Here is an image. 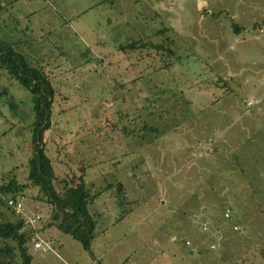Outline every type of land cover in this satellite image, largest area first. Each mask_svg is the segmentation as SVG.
I'll list each match as a JSON object with an SVG mask.
<instances>
[{"label": "rangeland", "instance_id": "374dc122", "mask_svg": "<svg viewBox=\"0 0 264 264\" xmlns=\"http://www.w3.org/2000/svg\"><path fill=\"white\" fill-rule=\"evenodd\" d=\"M0 39L54 88L55 175L82 162L101 190L86 251L27 181L32 103L0 67V187L40 217L31 264H264V0H0Z\"/></svg>", "mask_w": 264, "mask_h": 264}, {"label": "trees", "instance_id": "16d2710c", "mask_svg": "<svg viewBox=\"0 0 264 264\" xmlns=\"http://www.w3.org/2000/svg\"><path fill=\"white\" fill-rule=\"evenodd\" d=\"M150 44L153 45L154 43L133 41L119 47V50L120 52H133L139 47L144 48L145 45L151 47ZM153 48L156 49L157 53H165L168 56L174 54V51L166 46L156 45L151 49ZM0 67L4 68L14 80L28 91L32 103L31 111L34 118L31 137L32 155L27 163V181L31 186L39 189V192L51 206L49 222L59 220L57 224L59 231L71 236L73 240L80 243L84 250L88 251L96 226V221L90 213L89 207L98 198L101 190L92 193L90 188H87L84 179L85 171L91 166H84L82 162L79 163L78 175L71 174L59 178L54 173L51 159L46 154L42 140L43 133L50 127L52 101L55 94L51 81L41 68L31 67L20 54L16 53L11 46L5 44L1 39ZM140 125L141 127L146 126L144 123ZM111 127L115 128V123H112ZM149 129L158 130L152 127ZM138 130H140L139 126ZM147 142L152 143V139L150 138V141L147 140ZM120 161L115 160L113 164H118ZM22 188L24 186L18 185L15 179L0 187L2 197H8L4 200L5 206L12 212V215L18 217L16 222H11L0 211V264H31L32 256L28 246L31 237L29 230L31 225L27 222L29 218L24 217V215L20 216L21 213L18 215L7 204L9 200L21 202L17 196ZM39 220L40 217L36 223Z\"/></svg>", "mask_w": 264, "mask_h": 264}, {"label": "built area", "instance_id": "2783aa9c", "mask_svg": "<svg viewBox=\"0 0 264 264\" xmlns=\"http://www.w3.org/2000/svg\"><path fill=\"white\" fill-rule=\"evenodd\" d=\"M7 204H8L10 207H12V208L15 210V212H16L17 214L22 213V204H21V202H19V201L14 202L13 200H9V201L7 202ZM223 216H224V218H227V217H228V210H225ZM37 220H38V217L35 216V217H32V218H29L27 222H28L31 226H33V225L36 223ZM202 230H203V231L205 230V226L202 227ZM233 230L237 231L238 228L233 227ZM186 245H188V243H186ZM32 248H33V251H34V252H41V253H45V252H47L48 249H49V248H48V245L45 244V243H43V242H41V241H35V242L32 244Z\"/></svg>", "mask_w": 264, "mask_h": 264}, {"label": "crops", "instance_id": "0c3cea01", "mask_svg": "<svg viewBox=\"0 0 264 264\" xmlns=\"http://www.w3.org/2000/svg\"><path fill=\"white\" fill-rule=\"evenodd\" d=\"M171 129H173V128H171ZM173 130H174V129H173ZM150 144H152V143H150ZM185 149H186V147H185ZM165 175H166V174H165ZM167 177H168V175H166V178H167ZM91 213H92V211H91ZM98 214H99V218H100V219L104 216V215H101L100 212H99ZM103 219H104V217H103ZM185 244H186V242H185ZM187 246H188V245H187ZM149 264H161V263H156V262H155V263H152V262L149 261Z\"/></svg>", "mask_w": 264, "mask_h": 264}]
</instances>
